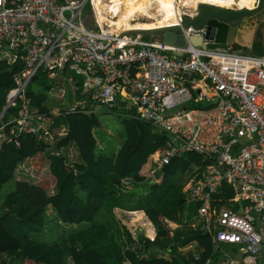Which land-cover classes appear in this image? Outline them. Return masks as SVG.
Listing matches in <instances>:
<instances>
[{
    "label": "built area",
    "instance_id": "obj_1",
    "mask_svg": "<svg viewBox=\"0 0 264 264\" xmlns=\"http://www.w3.org/2000/svg\"><path fill=\"white\" fill-rule=\"evenodd\" d=\"M88 4L96 14L94 0H0V64L14 70L0 110V149L20 147V137L29 134L47 155H65L56 146L68 131L54 127L52 110L43 112L28 96V86L44 73L52 97L65 99L66 88L85 97L65 107L68 113L89 103L121 108L165 133L163 155L152 157L151 183L172 160L198 154L203 164L189 173L184 193L197 209V226L213 240L218 258L205 264H264V56L191 46L178 58L149 40L101 54L118 33L97 19V29L87 27ZM185 34L201 37L206 30ZM205 102L211 106L189 108ZM223 186L234 192L235 210L217 205ZM227 245L246 257L232 258Z\"/></svg>",
    "mask_w": 264,
    "mask_h": 264
},
{
    "label": "trees",
    "instance_id": "obj_2",
    "mask_svg": "<svg viewBox=\"0 0 264 264\" xmlns=\"http://www.w3.org/2000/svg\"><path fill=\"white\" fill-rule=\"evenodd\" d=\"M252 52L263 56L260 35ZM13 74L14 70L0 64V110L14 87ZM50 94L51 86L46 83L28 91L33 105L46 113L52 110ZM101 107L107 106L89 103L85 110H63L54 117V127L68 131L56 146L64 151L62 157L47 155L46 147L29 134L20 137V147L10 144L0 149V264H205L214 260L212 237L191 225L197 209L187 203L184 185L179 184L180 176L203 164L202 158L190 153L172 160L151 184L141 172L153 156L163 155L165 133L127 113L119 153L105 154L97 134L101 120L96 111ZM30 170L34 181L27 178ZM12 180L14 190L4 195V186ZM51 181L53 194L49 193ZM126 181L131 188L125 187ZM146 183L148 192L138 194L136 190ZM222 189L218 198L225 197L217 205L235 210L229 202L234 192L230 187ZM116 209L135 212L130 216L145 213L156 228V239L137 234L134 240L117 218ZM169 222L177 229L172 230ZM67 227L75 229L68 233ZM56 228L66 235L54 243L42 240ZM191 243L203 249L199 259L191 252H179V247Z\"/></svg>",
    "mask_w": 264,
    "mask_h": 264
},
{
    "label": "water",
    "instance_id": "obj_3",
    "mask_svg": "<svg viewBox=\"0 0 264 264\" xmlns=\"http://www.w3.org/2000/svg\"><path fill=\"white\" fill-rule=\"evenodd\" d=\"M177 9L182 22L180 25L176 21L174 8L164 16L148 19V7H139L137 3L132 7V13H126V31L118 33L112 45L102 49L101 54L113 45H128L134 49V43L144 40L174 49L169 54L178 58L183 57L184 50L191 46L218 51L231 48L244 53L253 51L260 35L264 56V0H257L252 9H226L216 0H178ZM95 22L94 13L85 17L87 27L97 29ZM203 29L206 30L205 36L187 37L185 34L186 31L188 35H202ZM93 136L100 146L95 130Z\"/></svg>",
    "mask_w": 264,
    "mask_h": 264
},
{
    "label": "rangeland",
    "instance_id": "obj_4",
    "mask_svg": "<svg viewBox=\"0 0 264 264\" xmlns=\"http://www.w3.org/2000/svg\"><path fill=\"white\" fill-rule=\"evenodd\" d=\"M96 4H97V0H94L95 7H96ZM85 13H90V14L93 13V11L90 7V4H88L86 6ZM124 14L126 16V13H124ZM245 54L258 55L255 52H245ZM47 82L48 81H47V78L45 77V75H39L38 81L37 82L33 81L28 86L27 91H29L30 88H32L34 90H36L38 88H42L45 85V83L48 84ZM65 91H66L65 99H63V100H58L56 96L52 97L51 94L49 96L48 105H50V108L52 109V113L54 115L61 113L64 110V108L67 106L70 107V106L76 105L78 100H82L85 98V97H81V96L76 97L74 95V93L72 92V90L69 88H66ZM209 106H211V103L205 102L203 105H200L198 107H195L193 105H189V108L190 109H195V108L206 109ZM96 113L99 115V118L101 120V126L97 130V134L99 135L101 142H102V145H103L102 147H100L102 152L105 154H111L113 151H115V153H119L121 146H122L121 143L123 141L122 137H124V135H125V129H124L122 120H123V118L126 117L127 111H125L121 108L115 109V110H109L107 107H101V110L96 111ZM100 146H101V144H100ZM100 152L101 151L99 150L98 153H100ZM151 163H152V165L149 169V166ZM153 166H154V164H153V160L151 158L149 165L143 167L141 173L143 175H145V177L147 175L146 179H148V176L150 175V171L153 169ZM31 173H32V171L30 170V172L27 174L28 175L27 178L30 179L31 181H34V179H32L30 176ZM17 177H18V174H17ZM191 180H192V176L189 173H187L185 175L180 176L179 184L187 186L188 184H190ZM146 181H148V180H146ZM148 182H150V181H148ZM53 183L54 182H52V181L49 182V185L52 186V188L49 189L50 194H53V190L55 189L53 187V185H54ZM125 186L129 187V185L127 183H125ZM148 186H149L148 183L143 184L141 187H139V189L136 190L137 193L138 194L147 193L148 192ZM14 188H15V180H12L4 186L3 194L5 195V194L10 193L11 191L14 190ZM115 213H116L117 218L121 221L122 225L126 226V228L129 230V232L132 234L133 237H136V234H144L145 237L153 238V237H150V235L148 234V228L147 227L143 228L146 223L141 225V226L139 225V223L142 221V218L139 215L138 216H137V214L135 215L137 217L136 219L138 221L135 220V223L131 224L132 216H130L128 212L116 209ZM172 226H174V227H172ZM76 227L78 229L82 228L81 225L76 226ZM171 227L177 229L178 226L176 224L175 225L172 224ZM74 229H75L74 227H67L66 230L68 231V233H70V232H73ZM64 231H65V229H64ZM65 233H67V232H65ZM65 233L63 232V230L56 228V229L51 230V231L49 230L47 232L46 236L42 237V238H43V240H45L49 243H54L56 240H59L62 236L66 235ZM152 233L154 234V232H152ZM231 247H232V245H229L228 248H231ZM165 255L170 256L168 254H165Z\"/></svg>",
    "mask_w": 264,
    "mask_h": 264
},
{
    "label": "bare ground",
    "instance_id": "obj_5",
    "mask_svg": "<svg viewBox=\"0 0 264 264\" xmlns=\"http://www.w3.org/2000/svg\"><path fill=\"white\" fill-rule=\"evenodd\" d=\"M216 2L220 3L226 9H252L256 5L257 0H216ZM137 3H139V7H148V19H155L159 16H164L168 10L174 8V15L178 25L182 23L178 15V0H130V2L126 3L124 6L120 4L112 5L107 16V22L103 20L102 16H96V19L100 21L101 26L106 31L111 33H123L126 31V16L124 13H132V7ZM95 15H97V13ZM99 18H102V20ZM138 215L142 218V221L139 223L141 226L146 222L144 221L142 214Z\"/></svg>",
    "mask_w": 264,
    "mask_h": 264
},
{
    "label": "crops",
    "instance_id": "obj_6",
    "mask_svg": "<svg viewBox=\"0 0 264 264\" xmlns=\"http://www.w3.org/2000/svg\"><path fill=\"white\" fill-rule=\"evenodd\" d=\"M130 2V0H97V4H96V7H95V11L97 13L96 16H102L103 17V20L105 22H107V16L109 14V11H110V8L112 5H115V4H120V5H125L126 3ZM87 17L90 15V13H86L85 14ZM100 20H102V18H99ZM67 130V128H65ZM96 132V131H95ZM122 144V143H121ZM126 188H130V185L129 187L125 186ZM122 211V210H121ZM138 212H141V211H138ZM143 212V211H142ZM48 213L51 215L53 213L52 209H50L48 211ZM129 214L130 213H135V212H128ZM144 213V212H143ZM145 214H142L143 216V219L144 221L146 222V224L144 225L143 228H148V234L150 235V237H153V238H148L150 239L151 241H154L156 239V236H157V232L156 231V228L154 226V224H152V222L149 220V218L147 216H144ZM146 217V218H145ZM137 217L135 215L132 216V219L138 221L136 219ZM149 221H147V220ZM137 223V222H136ZM174 224V223H170L169 222V226L172 230H175L176 228H172L174 226L171 227V225ZM175 225V224H174ZM193 227L197 226L198 225V218L196 217L195 220L192 221V224H191ZM154 232V234L152 233ZM211 237V236H210ZM43 240V238H42ZM134 247H137V245L135 244ZM192 247V248H191ZM229 245H227L224 250L234 259H244L246 257V255H242V254H239V249L237 247H231V248H228ZM203 250L201 247L198 246L197 243H191L189 244L188 246L186 247H179V252L180 253H183V254H187L189 252L195 254V253H199L200 254V251ZM170 255V254H168ZM166 259H170L171 256H164ZM218 258V257H217ZM214 259V262L217 260Z\"/></svg>",
    "mask_w": 264,
    "mask_h": 264
}]
</instances>
